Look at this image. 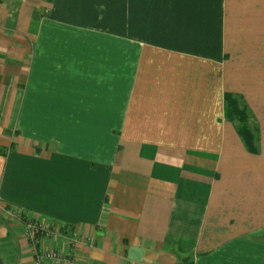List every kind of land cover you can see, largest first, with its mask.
I'll use <instances>...</instances> for the list:
<instances>
[{"label": "crops", "instance_id": "crops-1", "mask_svg": "<svg viewBox=\"0 0 264 264\" xmlns=\"http://www.w3.org/2000/svg\"><path fill=\"white\" fill-rule=\"evenodd\" d=\"M0 147L20 264H264V0H0Z\"/></svg>", "mask_w": 264, "mask_h": 264}, {"label": "built area", "instance_id": "built-area-1", "mask_svg": "<svg viewBox=\"0 0 264 264\" xmlns=\"http://www.w3.org/2000/svg\"><path fill=\"white\" fill-rule=\"evenodd\" d=\"M13 214L17 218L24 219L25 234L32 242L36 264H46L47 261H50L52 264H62L64 257L58 250L40 247L44 235H49L51 232H54L53 224L39 217H24L19 211H13Z\"/></svg>", "mask_w": 264, "mask_h": 264}, {"label": "rangeland", "instance_id": "rangeland-1", "mask_svg": "<svg viewBox=\"0 0 264 264\" xmlns=\"http://www.w3.org/2000/svg\"><path fill=\"white\" fill-rule=\"evenodd\" d=\"M20 250L8 232V221L0 215V264H20Z\"/></svg>", "mask_w": 264, "mask_h": 264}, {"label": "trees", "instance_id": "trees-1", "mask_svg": "<svg viewBox=\"0 0 264 264\" xmlns=\"http://www.w3.org/2000/svg\"><path fill=\"white\" fill-rule=\"evenodd\" d=\"M226 115L229 119L238 120L240 122V131L246 141L247 138L251 139L254 137V133L248 125L249 114L247 110L241 108L235 97L229 93L226 94ZM5 150V147H0V154H3Z\"/></svg>", "mask_w": 264, "mask_h": 264}]
</instances>
